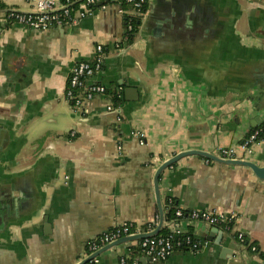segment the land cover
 I'll return each mask as SVG.
<instances>
[{"label": "crops", "instance_id": "1", "mask_svg": "<svg viewBox=\"0 0 264 264\" xmlns=\"http://www.w3.org/2000/svg\"><path fill=\"white\" fill-rule=\"evenodd\" d=\"M1 1L5 10L34 11L35 0ZM56 1L60 10L62 0ZM187 1L147 0L132 41L127 40V17L115 4L88 10L75 0L78 7L71 13L77 23L62 29L38 32L0 23V202L1 194L15 186L23 195L18 213L0 207V264H76L90 241L124 222L140 225L141 232L154 230L158 210L152 181L165 160L188 150L216 155L218 148L239 144L264 122V108L257 112L253 107L254 91L215 97L199 81L220 74V48L238 43L264 51V0H236L235 40L225 36L229 29L223 23L196 31L205 28L208 34H183L179 22ZM149 7L153 22L142 31ZM198 14L212 21L227 16L213 10ZM96 45L103 47L104 57L87 85L100 84L110 93L131 86L139 95L122 101L119 116L107 114L109 96L94 98L80 116L65 100L70 70L77 62H92ZM170 46L195 49L188 57L192 69L167 59L151 64L146 58V48ZM257 60L264 64L262 57ZM246 160L264 167V141ZM159 192L162 231L179 230L198 249L179 248L153 263L264 264V182L249 169L185 157L160 175ZM167 200L184 214L223 213L232 229L185 217L168 220ZM210 227L219 231L206 241L202 230ZM236 232L257 252L240 244ZM136 246L111 249L92 264H119L121 257L151 264L134 251Z\"/></svg>", "mask_w": 264, "mask_h": 264}, {"label": "built area", "instance_id": "2", "mask_svg": "<svg viewBox=\"0 0 264 264\" xmlns=\"http://www.w3.org/2000/svg\"><path fill=\"white\" fill-rule=\"evenodd\" d=\"M75 1V0H74ZM70 0L62 3L60 10H57L59 4L56 0H35L34 11L32 13H19L17 11L3 10L0 0V23H11L25 26L34 31H47L52 27L72 26L77 23L69 9ZM82 4L88 10H104L110 4L119 6V12L126 16V35L133 30L132 21L140 19L145 13L143 8L147 5V0H83ZM125 6V8L123 7ZM104 57L103 47L96 45L94 47V59L92 62L81 61L76 63L70 70L64 91L65 100L70 104L73 111L84 114L87 104L98 96H109L111 93L100 84L87 85V80L100 71L102 59ZM116 108L112 103L107 107L108 111ZM73 135V133H72ZM140 140L142 134L137 136ZM264 141V122L251 133H249L239 144L217 149L215 156L227 160H246L254 154L256 147ZM174 221L187 218L192 223H203L208 226H220L223 230L230 232L232 229V220L223 213L215 211H190L186 214L182 210H175ZM184 216V217H183ZM149 232V231H144ZM140 231V225L132 222H124L114 227L109 232L97 237L87 244V252L84 257L95 253L98 249L108 245L122 237L137 233ZM234 238L244 245V235L236 232ZM140 253L152 262L164 261L172 253L184 248L195 251L198 249L197 242L189 235H183L179 230H172L168 236H159L154 238H145L136 243ZM252 252H257L256 248L251 246ZM83 257V258H84ZM93 262V261H92ZM89 262L87 264H92ZM119 264H139L137 261L128 262L125 257L119 259Z\"/></svg>", "mask_w": 264, "mask_h": 264}, {"label": "water", "instance_id": "3", "mask_svg": "<svg viewBox=\"0 0 264 264\" xmlns=\"http://www.w3.org/2000/svg\"><path fill=\"white\" fill-rule=\"evenodd\" d=\"M202 10H213L220 11L221 13L224 11L225 15L219 14L217 19L212 20H204L199 16V11ZM149 15L146 17L141 29L149 25V23L153 22V10L151 7L148 9ZM239 5L236 0H208L207 2H203L201 0H188L185 3L184 14L180 18L179 25L185 29H183V34H187L188 36H193L195 34H208L205 32L204 28L202 32L196 33V31L205 26L206 24H218L223 23L228 26V32L225 36H230L235 40V24L239 19ZM22 26V25H21ZM71 27V26H69ZM62 29V27H60ZM142 29V31H143ZM39 32V31H38ZM192 52H196L195 49H188L184 51L182 48L178 47H166V48H146V58L150 60L151 64H155L160 60L167 59L175 61L177 64L188 67L192 69V66L189 64V55ZM220 57V61L223 66L221 68L220 74L215 78V80H207L200 79L199 81L203 84L207 85L208 92L211 96L215 97H223L225 93L228 91L237 92V93H248L251 91L255 92V97H249L251 100L256 99L254 104V109L258 112L263 110L264 108V98L260 99V96H264V64L262 65L257 58L262 57L264 60V51L259 52L255 49H246L242 46H239L238 43L231 47L230 49L220 48L218 52ZM81 62V61H80ZM79 63V62H77ZM117 94L122 101H133L131 99V95L134 97V101L139 99V95L137 94V90L132 88L131 86H127L123 93L121 91H112L111 95ZM105 98L106 96H102ZM101 97V98H102ZM254 97V98H253ZM111 102V97L108 98ZM120 107V106H119ZM116 108L115 110L107 113L115 116H119L122 114L121 108ZM71 108V106H70ZM72 109V108H71ZM79 114V113H78ZM80 116V114H79ZM190 156H198L204 158L206 160L212 161L216 164L226 165L231 167H244L251 171L254 177L264 182V167H260L254 162L249 160H227L220 158L218 156L212 155L207 152L198 151V150H188L183 151L181 153L176 154L175 156L165 160L155 171L153 176V192L155 197V202L158 210V223L155 226V229L149 232L137 233L133 235H128L117 239L116 241L105 245L104 247L98 249L95 253L84 257L76 264H87L94 260H97L98 257L116 247L121 245L139 242L145 238H154L159 237L162 230L165 228V215L163 212V207L160 198L159 192V178L160 175L168 168H171L177 161L182 158L190 157ZM15 186L10 188L9 191H6L5 194H1L2 202H0V207L2 210L8 208V212L18 213L21 204L22 193ZM8 207H7V206ZM43 222L47 225L46 216H42ZM3 218H1L2 220ZM7 222L3 223V226L6 227ZM206 237L205 240H209L213 237L214 231H219L217 227H210L202 230ZM172 232V231H170ZM144 260H148L151 264H155L151 262V259L147 258ZM143 261V260H142Z\"/></svg>", "mask_w": 264, "mask_h": 264}, {"label": "trees", "instance_id": "4", "mask_svg": "<svg viewBox=\"0 0 264 264\" xmlns=\"http://www.w3.org/2000/svg\"><path fill=\"white\" fill-rule=\"evenodd\" d=\"M65 2H66V0H62V3H65ZM70 2H71V3H70V5H69V9H70L71 11L76 10L77 7H78V4H77V3H73L74 0H70ZM82 2H83V0H82ZM2 7H3V6H2ZM123 7L125 8V6H123ZM146 7H147V5H145L144 8H143L144 12L146 11ZM4 9H5V8L3 7V10H4ZM93 10H96V9H93ZM139 22H140V19H134V20L132 21L133 30H132L131 32H128V34H127V40H128V41H132V40L134 39V37H135V35H136V33H137V29H138V26H139ZM111 103H112V105H113L115 108H118V107L121 105V100H120V98H119V96H118L117 94H113V95L111 96ZM167 206L169 207V212H168L166 218H167L168 220L174 219V218H175L174 213H175V208H176V202H175L174 200H171V201L167 200ZM183 217H184V216H183ZM170 234H171V232L169 233V232H167V231H162V233L160 234V236H168V235H170ZM244 245L247 247L248 250H250L251 245L249 244V242H248L247 240L244 241ZM134 251H136L137 254L140 253V250H139V248H138L137 246H136V248L134 249ZM255 253H256V252H255ZM260 257H261V259H262L263 262H264V255H260ZM125 259H126L128 262L133 261V259L130 258V257H128V258L125 257Z\"/></svg>", "mask_w": 264, "mask_h": 264}]
</instances>
